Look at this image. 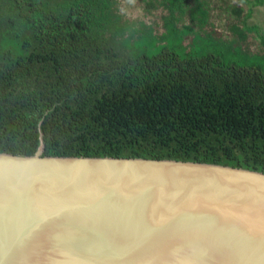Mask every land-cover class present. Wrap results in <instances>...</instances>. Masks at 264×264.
Returning <instances> with one entry per match:
<instances>
[{
	"label": "trees",
	"instance_id": "16d2710c",
	"mask_svg": "<svg viewBox=\"0 0 264 264\" xmlns=\"http://www.w3.org/2000/svg\"><path fill=\"white\" fill-rule=\"evenodd\" d=\"M205 2L149 0L165 9L158 31L124 18L115 0H0V153L31 155L39 133L43 156L264 174V38L244 22L227 26L232 38L213 36ZM249 32L260 50L245 46ZM217 37L226 49L195 50ZM236 45L243 55L227 56Z\"/></svg>",
	"mask_w": 264,
	"mask_h": 264
},
{
	"label": "water",
	"instance_id": "95a60500",
	"mask_svg": "<svg viewBox=\"0 0 264 264\" xmlns=\"http://www.w3.org/2000/svg\"><path fill=\"white\" fill-rule=\"evenodd\" d=\"M0 153V264H264V174Z\"/></svg>",
	"mask_w": 264,
	"mask_h": 264
},
{
	"label": "rangeland",
	"instance_id": "374dc122",
	"mask_svg": "<svg viewBox=\"0 0 264 264\" xmlns=\"http://www.w3.org/2000/svg\"><path fill=\"white\" fill-rule=\"evenodd\" d=\"M149 0H115L114 7L116 12L121 14L124 18L129 21H140L144 24L152 22L155 30L160 31V16L165 13V9L157 4L154 7H146L144 4L148 3ZM206 1L208 9V22L209 26H205L204 29L208 32H212L213 36H219L221 38H232L233 34L229 31L227 26L230 23H236V25H241V23H246L248 25H255L258 29V33L264 38V0L260 3L251 5L253 0H204ZM153 2V1H152ZM239 7L241 8V14L239 16H232L230 8ZM250 7V11L246 17L243 16L246 12V8ZM177 22V21H176ZM188 20L185 14L180 15L179 23H187ZM180 32L186 29L178 26L177 28ZM183 41L180 44L183 45ZM176 42V40H175ZM177 43V42H176ZM185 46V45H183ZM245 46L249 51L255 52L261 49L258 43L257 36L254 32L247 33L245 37ZM238 52L233 49L234 53L229 49L227 56L235 55L240 56L241 48H238ZM178 48V47H175ZM227 48V42L220 41L217 37L216 41L197 43L195 50L202 51H216L224 50ZM243 55V54H242Z\"/></svg>",
	"mask_w": 264,
	"mask_h": 264
}]
</instances>
